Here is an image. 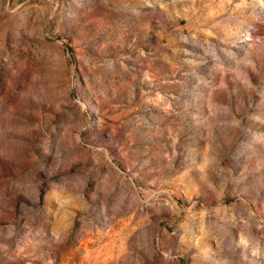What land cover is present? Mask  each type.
Here are the masks:
<instances>
[{
  "label": "rangeland",
  "instance_id": "rangeland-1",
  "mask_svg": "<svg viewBox=\"0 0 264 264\" xmlns=\"http://www.w3.org/2000/svg\"><path fill=\"white\" fill-rule=\"evenodd\" d=\"M0 264H264V0H0Z\"/></svg>",
  "mask_w": 264,
  "mask_h": 264
}]
</instances>
